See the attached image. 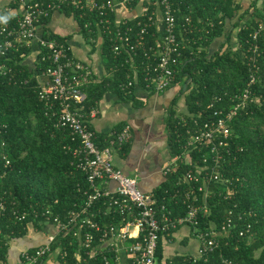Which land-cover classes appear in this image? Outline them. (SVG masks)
I'll return each mask as SVG.
<instances>
[{"label": "built area", "instance_id": "obj_1", "mask_svg": "<svg viewBox=\"0 0 264 264\" xmlns=\"http://www.w3.org/2000/svg\"><path fill=\"white\" fill-rule=\"evenodd\" d=\"M24 10L15 14L14 22H0V74L10 75L18 80L16 69L4 58L23 46L39 44L38 55L46 66L37 72L38 95L44 103L46 113L57 118L56 124L68 128L75 145H68L76 158V167L82 169L90 182L91 191L81 203L68 209L64 218L59 213L47 219L54 229L47 231V240L20 252L19 264H45L44 258L59 255L63 249H52V242L60 232L72 231L77 238L79 249L77 261L81 264H174L172 258L160 260L157 255L159 240L163 235L173 233L182 225L193 228L198 240V253L190 259L197 261L219 247L224 238L234 230L240 236L252 237L256 212L239 207L236 203L227 209L218 227L214 222L201 227V213L209 212L210 200L215 196L231 198L235 194L233 179L223 172L225 162L235 156V151L243 149L234 146L231 122L236 114L244 110L250 102L259 101L250 86L230 95L228 107L218 106L222 95H215L210 104V113L200 120L203 112L189 113L193 116L188 124L183 116L187 137L181 144L182 151L164 165L166 175L182 159L190 167L183 173L182 184L173 193L175 206L160 201L153 191H145L139 186L136 175L125 172L115 164V150L123 147L132 138L130 124L111 133L105 145L98 141V132L91 125V118L97 116V105L86 109L88 87L98 81L97 72L91 61L75 54L67 39L45 38L38 33L43 17L65 4H71L80 11V16L97 13L98 34L109 36L115 56L128 53L125 62L132 67L133 75L120 81L118 86L127 95L138 83L139 69L145 87L152 91H163L175 85L177 66L183 56L182 48L188 46L192 38L185 35L194 30L191 13L184 16L183 32L179 36L176 0H18ZM133 2L142 5V11L134 18L118 19L115 11L118 4L130 6ZM114 12V16L111 13ZM136 19L135 22H133ZM159 20L162 25H159ZM94 22V21H93ZM92 20L85 22L93 26ZM206 24H213L207 20ZM152 36V39L150 38ZM264 36V11L257 18L251 33L250 44L243 56L250 60L249 84L259 79L258 55L263 52L261 37ZM94 38H91L93 40ZM37 58L35 62H37ZM28 79H25L26 82ZM73 146V147H72ZM234 158V157H233ZM9 160L7 159V163ZM216 185H220L218 188ZM202 192V194H200ZM103 199V205H95ZM182 203L186 211L175 214L176 205ZM8 210L6 200L0 201V216ZM49 208L42 213H50ZM18 220L25 219L29 211L12 208ZM37 216L38 210L34 208ZM119 216V221L104 224L108 216ZM101 217V218H100ZM103 219H106L103 221ZM33 224L32 221L28 222ZM2 222L0 217V232ZM228 242V240H227ZM63 256L67 250L62 252ZM47 260V259H46ZM226 264H239L225 259Z\"/></svg>", "mask_w": 264, "mask_h": 264}, {"label": "trees", "instance_id": "obj_2", "mask_svg": "<svg viewBox=\"0 0 264 264\" xmlns=\"http://www.w3.org/2000/svg\"><path fill=\"white\" fill-rule=\"evenodd\" d=\"M176 4L177 8H181L177 24L179 36L184 31L182 24L187 13L192 15L194 30L184 32L192 40L188 46L182 48L183 56L177 66L175 81H182V85L171 101L166 119L168 144L172 155L182 151L181 144L188 135L186 126L193 122V116L189 113L197 115L201 111L203 114L199 116L200 120L206 118L215 95L223 96L221 102L215 103V107H228L230 95L250 86L260 100L250 102L231 122L234 146L241 145L243 149L235 151L234 158L225 162L223 172L233 179L235 194L231 198L212 197L210 211L200 215L201 227H208L212 222L219 227L227 209L235 203L239 207L252 209L256 212L252 237L240 236L235 229L206 258L193 261L190 259L191 255H176L172 258L173 263L226 264L225 259H229L239 264H264V49L258 55L259 79L252 84H249L250 60L243 56V51H247L251 42V33L257 18L263 14L264 5H259L258 0H251L246 7L241 0H176ZM58 9L77 18L81 31L88 40L97 37V13L80 16L79 9L71 4H65ZM9 13V6L0 7V15ZM52 13L53 11L43 17V25L49 22ZM111 14L114 16V12ZM8 20L14 22L15 14ZM89 20L94 21L92 27L85 25ZM207 20L213 24H206ZM135 21L136 19L133 22ZM41 34L45 38L68 40V35L58 34L48 26L44 27ZM216 40L219 43L212 50ZM260 41L264 48V36ZM32 47L23 46L15 52H9L4 58L16 69L17 81L10 79V75L0 74V201L6 200L8 207L7 212L0 216V264H19L10 261L11 241L21 240L27 234L29 221L33 222L36 229L46 228L48 223L52 224L47 222L48 218L52 220L57 213L64 218L68 209L75 203L85 201L87 192L91 191L86 173L76 167V158L72 149L68 148V145H75L77 141L72 139L68 128L56 124L55 116L46 113L44 103L39 98L40 82L37 72L44 69L47 63L41 60V54L34 66L25 61ZM247 53L249 54L248 51ZM102 54L106 67L112 73L89 85L86 109L96 105L108 89H115L121 95H126L118 84L121 80H127L128 75H133L132 67L125 62L128 53L115 56L108 35L104 36ZM138 71V83L145 87L142 70ZM25 79L28 80L24 82ZM183 94L188 112L178 114L175 104ZM127 96L132 97V92ZM183 116L187 118L186 125L182 121ZM109 138V135L101 134L98 141L105 145ZM129 147L130 143L125 142L122 149L127 151ZM189 167L181 159L166 174V179L153 191L160 201H166L171 207L175 206L172 193L179 186L187 185L182 184L181 179ZM215 186L221 188L220 185ZM102 203L103 199H99L95 205L105 208ZM12 208L27 210L29 214L25 219L18 220L12 213ZM34 208L38 210L37 216ZM46 208L51 212L43 214L42 211ZM185 211L186 206L180 203L176 205L174 213L182 214ZM110 221L116 223L119 216L110 214L104 224ZM72 233L60 232L51 244L52 249H63L57 255L62 264H81L75 255L79 249L78 240ZM64 250H67L65 256L62 254ZM157 255L160 260L163 258L161 239ZM46 259L45 257L43 262Z\"/></svg>", "mask_w": 264, "mask_h": 264}, {"label": "crops", "instance_id": "obj_3", "mask_svg": "<svg viewBox=\"0 0 264 264\" xmlns=\"http://www.w3.org/2000/svg\"><path fill=\"white\" fill-rule=\"evenodd\" d=\"M251 2V0H249ZM263 6L264 0H258ZM10 7L11 13H20L24 6L18 0H0V7ZM142 11L140 3L130 6L118 4L115 17L118 19L134 18ZM45 25V24H44ZM38 26L41 34L44 27L48 26L52 31L68 35V41L72 45L75 54L92 62L98 81L112 72L106 67L102 44L103 37L98 34L93 40H88L81 31L80 24L73 14H66L59 9L53 10L49 22L44 26ZM159 25L162 21L159 20ZM216 43V42H215ZM29 55L25 61L33 64L38 55L39 44L34 42ZM180 83V82H178ZM176 83L163 91H152L137 83L132 91V97L121 95L115 89L106 90L97 101L99 112L91 118V125L98 134L109 135L116 132L124 124H130L132 138L128 141L130 147L127 151L122 148L115 150V164L125 172L136 175L139 186L145 191H154L165 179L164 165L173 156L168 144V131L166 119L171 101L180 90L182 84ZM179 86V87H178ZM178 114L188 112L185 96H181L175 104ZM46 228L36 229L34 224H29L27 234L21 240H12L10 246V261L20 263L21 249L34 246L47 240V231L54 229V225L48 223ZM183 226L188 228L183 229ZM163 246V258L165 261L176 255L188 256L198 253L199 240L189 225H182L173 233L163 235L161 238ZM45 264H62L52 254L47 258Z\"/></svg>", "mask_w": 264, "mask_h": 264}, {"label": "rangeland", "instance_id": "obj_4", "mask_svg": "<svg viewBox=\"0 0 264 264\" xmlns=\"http://www.w3.org/2000/svg\"><path fill=\"white\" fill-rule=\"evenodd\" d=\"M242 1V3H243V6L244 7H246V6H248L249 4H250V1L249 0H241ZM238 28H235V30H237ZM222 37H220V39H221ZM233 41H235V37L233 38ZM216 43H215V45H213L214 47H212V50L215 48V46H217L218 45V43H219V41L218 40H216L215 41ZM180 83H178V84H182V81H179ZM179 87V86H178ZM184 95V94H183ZM182 95V96H183ZM185 96V95H184ZM185 228H188V226H183V229H185ZM55 254V253H54ZM55 256H57L56 254H55Z\"/></svg>", "mask_w": 264, "mask_h": 264}, {"label": "clouds", "instance_id": "obj_5", "mask_svg": "<svg viewBox=\"0 0 264 264\" xmlns=\"http://www.w3.org/2000/svg\"><path fill=\"white\" fill-rule=\"evenodd\" d=\"M11 15H14V13H9L8 15H0V22L7 23Z\"/></svg>", "mask_w": 264, "mask_h": 264}]
</instances>
